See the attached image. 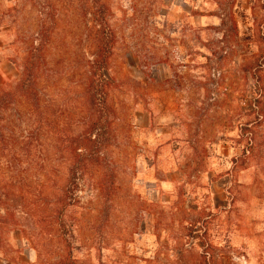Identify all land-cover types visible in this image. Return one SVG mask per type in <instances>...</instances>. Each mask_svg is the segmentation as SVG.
Returning a JSON list of instances; mask_svg holds the SVG:
<instances>
[{"label": "rangeland", "instance_id": "374dc122", "mask_svg": "<svg viewBox=\"0 0 264 264\" xmlns=\"http://www.w3.org/2000/svg\"><path fill=\"white\" fill-rule=\"evenodd\" d=\"M101 2L94 142L90 0H0L17 69L0 83V264H229L238 173L264 179V0Z\"/></svg>", "mask_w": 264, "mask_h": 264}, {"label": "crops", "instance_id": "0c3cea01", "mask_svg": "<svg viewBox=\"0 0 264 264\" xmlns=\"http://www.w3.org/2000/svg\"><path fill=\"white\" fill-rule=\"evenodd\" d=\"M16 74L17 69L7 55L0 33V83L12 79ZM244 172L238 173L235 186L241 192L227 201L221 215V221L225 220L221 223V241L231 251V256L227 257L229 264H264V179H247ZM215 191H218L217 185Z\"/></svg>", "mask_w": 264, "mask_h": 264}, {"label": "trees", "instance_id": "16d2710c", "mask_svg": "<svg viewBox=\"0 0 264 264\" xmlns=\"http://www.w3.org/2000/svg\"><path fill=\"white\" fill-rule=\"evenodd\" d=\"M90 2L94 9V19L101 26V39L97 45V54L92 62L93 69L90 76V90L92 91L91 93L94 99V104L98 111L97 118L91 124V131L96 132V137L93 141L97 142L101 134L108 133L110 107L105 100V96L108 88L111 86V81L105 74V69L107 67V59L112 48L114 36L105 20L106 7L103 2H101V0H90ZM27 79L29 78L23 77V80L19 83L18 87L22 88ZM97 147L98 144L93 145L90 150L91 155H96Z\"/></svg>", "mask_w": 264, "mask_h": 264}, {"label": "built area", "instance_id": "2783aa9c", "mask_svg": "<svg viewBox=\"0 0 264 264\" xmlns=\"http://www.w3.org/2000/svg\"><path fill=\"white\" fill-rule=\"evenodd\" d=\"M233 259H237V257H233Z\"/></svg>", "mask_w": 264, "mask_h": 264}]
</instances>
